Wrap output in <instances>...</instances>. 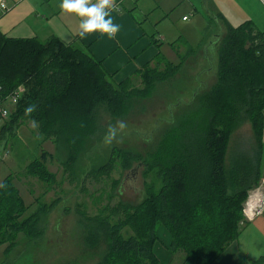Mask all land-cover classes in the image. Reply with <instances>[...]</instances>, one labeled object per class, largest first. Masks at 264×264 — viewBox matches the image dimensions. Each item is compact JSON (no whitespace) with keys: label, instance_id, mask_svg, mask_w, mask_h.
Segmentation results:
<instances>
[{"label":"trees","instance_id":"1","mask_svg":"<svg viewBox=\"0 0 264 264\" xmlns=\"http://www.w3.org/2000/svg\"><path fill=\"white\" fill-rule=\"evenodd\" d=\"M178 58L177 65L165 63L163 70L149 65L140 68L135 77L142 80L139 88L130 78L113 84L99 61L55 37L42 43L0 33V100L21 89L7 117L0 119V146L14 149L17 129L26 122L35 124L37 148L50 141L54 154L42 151L32 158L26 174L54 183L45 160L55 158L73 186L86 146L99 139L100 110L113 118L128 115L135 100L148 96L153 83L165 82L181 70L186 57ZM215 76L210 89L193 96L196 110L167 122L169 126L145 157L131 150H113L123 172L137 162L144 168V179L154 171L160 175L161 186L144 184L139 204L125 205L120 200L108 210L111 217H117L113 222L85 219L93 225H85L84 239L93 246L99 245V238L107 244L101 264H160L153 252L160 227L170 235L172 257L176 251L184 254L182 264H213L246 226L242 204L264 173V31L250 21L227 26ZM218 120L221 127L216 125ZM244 123L250 125L253 147L236 152L227 166L229 138ZM87 152V161L90 155L91 160L96 156ZM112 154L109 151L104 165L88 168L78 184L80 193L86 192L87 181L111 180ZM118 184L112 180V189ZM27 210L11 176L6 177L0 185V245H6L7 255L19 244V234L25 239L41 235L35 229L38 212L30 220L23 218ZM197 213L200 219L194 225ZM253 264H264V257Z\"/></svg>","mask_w":264,"mask_h":264},{"label":"rangeland","instance_id":"2","mask_svg":"<svg viewBox=\"0 0 264 264\" xmlns=\"http://www.w3.org/2000/svg\"><path fill=\"white\" fill-rule=\"evenodd\" d=\"M191 1L204 17L205 25L195 13H190L179 3L171 4L172 11L167 10L165 14L157 12L153 16L158 22L155 31L163 38L164 47L172 50L157 65L158 69L163 70L165 63L177 65L180 62L178 55L186 57L183 67L165 82L153 83L147 97L133 102L128 115L113 118L107 110H100L99 139L97 143L92 142L85 148L86 152L90 150V154L96 156L91 160L90 155V161H87L88 152L82 155L80 171L73 186L68 185L55 158L45 160L47 170L55 177L54 183L49 179L47 183L40 182L26 174L25 168L32 158L39 157L42 151L54 154V146L50 141L37 148L35 124L26 122L17 129L18 139L12 142L17 145L14 146L16 151L12 146L7 145L6 149L0 146V185L6 177L11 176L24 205L28 206L23 218L32 219L33 214L38 212L35 229L41 234L35 239H25L19 234V244L8 255L6 245H0V264H101L107 252V244L99 238V245L93 246L84 239L85 225H93L85 219L108 218L109 222H113L117 217H111L108 210L120 200L125 205H136L143 199L144 184L160 188V175L153 171L144 179V168L138 166L137 162L123 172L118 154L113 150H131L138 153L136 155L145 157L144 153L154 149L160 134L169 126L167 122L175 121L181 115H189L192 109L193 112L196 110L193 96L210 89L216 81L218 48L227 26L237 27L250 21L257 30L264 31V6L259 0ZM4 2L8 12L9 0ZM207 7L211 10V15L206 12ZM6 12L0 11V19ZM182 17L187 22L182 21ZM132 82L139 88L143 86L141 78H133ZM188 104L192 106L187 107ZM216 125L221 127L222 122L218 120ZM3 136L2 134L1 137ZM8 144L11 145V142ZM253 144L250 125L244 123L229 138L227 166L236 152L251 150ZM111 150L114 158L111 180L102 179L98 184L87 181L86 192L80 193L78 184L85 172L88 168L95 169L107 163ZM112 180L119 182L115 189L111 187ZM254 193L263 199L257 206L261 205L260 210L264 214V173L258 186L249 191L242 204L240 213L243 222H248L243 210ZM199 219L200 215L197 213L192 218V223L196 225ZM123 232L127 235L132 233L129 229ZM183 255L182 251H176L170 264H182Z\"/></svg>","mask_w":264,"mask_h":264},{"label":"crops","instance_id":"3","mask_svg":"<svg viewBox=\"0 0 264 264\" xmlns=\"http://www.w3.org/2000/svg\"><path fill=\"white\" fill-rule=\"evenodd\" d=\"M179 3L195 13L203 23L191 0H110L106 12L118 30L111 36L93 32L79 35L80 18L60 8V0H9V10L0 19V33L10 39H37L45 43L55 37L91 55L99 61L108 78L115 84L136 77L144 66H157L172 50L164 47L163 38L155 31L158 22L153 16L172 11L171 4ZM206 10L210 12L209 8ZM185 17H182V21ZM256 28V27H255ZM171 47V44H168ZM237 239L230 243L213 264H253L264 257V214L247 220ZM153 252L160 264H170L171 238L164 228H158ZM169 235V236H168ZM184 264H192L185 262Z\"/></svg>","mask_w":264,"mask_h":264},{"label":"clouds","instance_id":"4","mask_svg":"<svg viewBox=\"0 0 264 264\" xmlns=\"http://www.w3.org/2000/svg\"><path fill=\"white\" fill-rule=\"evenodd\" d=\"M110 0H60V8L66 13H74L80 18L79 35L81 37L93 32L109 36L118 30L111 16L106 12Z\"/></svg>","mask_w":264,"mask_h":264},{"label":"built area","instance_id":"5","mask_svg":"<svg viewBox=\"0 0 264 264\" xmlns=\"http://www.w3.org/2000/svg\"><path fill=\"white\" fill-rule=\"evenodd\" d=\"M259 2L264 6V0H259ZM0 11L6 12V5L4 0H0ZM185 20V18H184ZM21 92V89L13 92L9 97H6L4 100H0V119H5L9 113V108H11L15 103L16 99L19 97V93ZM260 196L259 194H253L249 198V202L246 206V209L243 210L244 215L246 216L247 219L253 218L255 215H258L261 213V205L259 206H254L255 201L252 202V199L254 196ZM261 197V196H260ZM263 201V199H262Z\"/></svg>","mask_w":264,"mask_h":264},{"label":"bare ground","instance_id":"6","mask_svg":"<svg viewBox=\"0 0 264 264\" xmlns=\"http://www.w3.org/2000/svg\"><path fill=\"white\" fill-rule=\"evenodd\" d=\"M261 200H262L261 197L258 196V195H256V196H254V198L252 199V202L255 201L254 206H256V205H258V203H259Z\"/></svg>","mask_w":264,"mask_h":264}]
</instances>
